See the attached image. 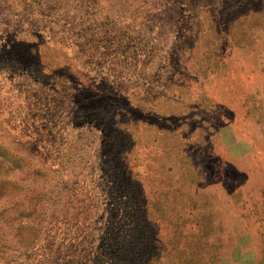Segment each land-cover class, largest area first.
<instances>
[{"label": "rangeland", "instance_id": "obj_1", "mask_svg": "<svg viewBox=\"0 0 264 264\" xmlns=\"http://www.w3.org/2000/svg\"><path fill=\"white\" fill-rule=\"evenodd\" d=\"M0 264H264V0H0Z\"/></svg>", "mask_w": 264, "mask_h": 264}]
</instances>
